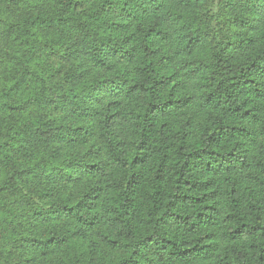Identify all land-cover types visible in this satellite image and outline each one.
I'll return each mask as SVG.
<instances>
[{
	"label": "trees",
	"instance_id": "obj_1",
	"mask_svg": "<svg viewBox=\"0 0 264 264\" xmlns=\"http://www.w3.org/2000/svg\"><path fill=\"white\" fill-rule=\"evenodd\" d=\"M0 264H264V0H0Z\"/></svg>",
	"mask_w": 264,
	"mask_h": 264
}]
</instances>
